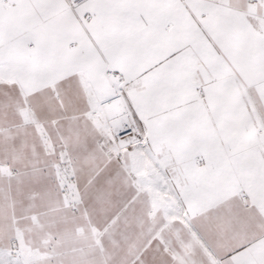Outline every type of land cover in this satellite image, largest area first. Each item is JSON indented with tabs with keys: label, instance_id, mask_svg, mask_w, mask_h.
Returning <instances> with one entry per match:
<instances>
[{
	"label": "snow or ice",
	"instance_id": "obj_1",
	"mask_svg": "<svg viewBox=\"0 0 264 264\" xmlns=\"http://www.w3.org/2000/svg\"><path fill=\"white\" fill-rule=\"evenodd\" d=\"M0 264H264V0H0Z\"/></svg>",
	"mask_w": 264,
	"mask_h": 264
}]
</instances>
